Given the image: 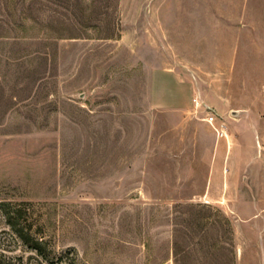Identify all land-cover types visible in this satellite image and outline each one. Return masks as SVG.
<instances>
[{"label": "rangeland", "instance_id": "rangeland-1", "mask_svg": "<svg viewBox=\"0 0 264 264\" xmlns=\"http://www.w3.org/2000/svg\"><path fill=\"white\" fill-rule=\"evenodd\" d=\"M0 264H264V0H0Z\"/></svg>", "mask_w": 264, "mask_h": 264}, {"label": "built area", "instance_id": "built-area-1", "mask_svg": "<svg viewBox=\"0 0 264 264\" xmlns=\"http://www.w3.org/2000/svg\"><path fill=\"white\" fill-rule=\"evenodd\" d=\"M194 102L196 103L197 107L202 106V104L198 100H194ZM204 121L214 129L219 139H228V127L226 123L219 118L216 112L210 110Z\"/></svg>", "mask_w": 264, "mask_h": 264}, {"label": "trees", "instance_id": "trees-1", "mask_svg": "<svg viewBox=\"0 0 264 264\" xmlns=\"http://www.w3.org/2000/svg\"><path fill=\"white\" fill-rule=\"evenodd\" d=\"M20 237L25 242V244L35 250L39 255H44L45 249L43 247V244L40 243V241L36 239H31L29 236L23 235L22 233L20 234Z\"/></svg>", "mask_w": 264, "mask_h": 264}, {"label": "crops", "instance_id": "crops-1", "mask_svg": "<svg viewBox=\"0 0 264 264\" xmlns=\"http://www.w3.org/2000/svg\"><path fill=\"white\" fill-rule=\"evenodd\" d=\"M165 101H162L163 105H173V102L172 101H168V103H164Z\"/></svg>", "mask_w": 264, "mask_h": 264}]
</instances>
